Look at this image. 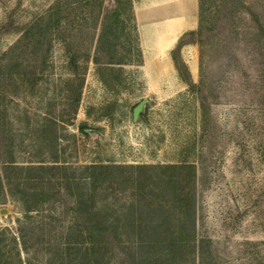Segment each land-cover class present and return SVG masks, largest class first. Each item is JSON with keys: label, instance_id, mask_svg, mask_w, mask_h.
Wrapping results in <instances>:
<instances>
[{"label": "rangeland", "instance_id": "374dc122", "mask_svg": "<svg viewBox=\"0 0 264 264\" xmlns=\"http://www.w3.org/2000/svg\"><path fill=\"white\" fill-rule=\"evenodd\" d=\"M109 1L0 0V264H151L129 225L162 220L194 222L178 264H264V0H211L197 42L199 0ZM172 17L153 53L144 23ZM150 173H195L188 216Z\"/></svg>", "mask_w": 264, "mask_h": 264}, {"label": "trees", "instance_id": "16d2710c", "mask_svg": "<svg viewBox=\"0 0 264 264\" xmlns=\"http://www.w3.org/2000/svg\"><path fill=\"white\" fill-rule=\"evenodd\" d=\"M213 1V0H212ZM211 0H199V7L201 8V13L199 17V25L189 31L193 35L192 41L197 42L201 40L204 32L206 30H213L215 23L212 21V26L205 27V19H206V7L205 4H210ZM218 6V5H217ZM103 10L105 11V16H113L116 18L119 15L120 9V1L119 0H110L109 3L104 6ZM204 13V14H203ZM205 28H207L205 30ZM172 58L174 64L179 72V74L188 82L190 85H193L190 78V73L187 71L183 59L180 57V49L179 46L173 49ZM106 82V80L103 78ZM209 112V107L202 101L201 104V114L202 117L205 118ZM84 130V127H83ZM92 166H98L101 168L104 167H119L120 165H112L113 163H109L108 165L92 163ZM99 164V165H95ZM191 163L187 161H182L179 165L169 164V163H158L157 166L162 167L164 169L179 167L180 171H190L192 168ZM132 166V165H130ZM156 165H149L148 167H152ZM123 167H128V165H123ZM158 177L153 173L149 175H144L141 177V180L144 182L148 177H155L157 180L154 182L157 183L158 179H166L164 181V188L169 192V201L175 204L177 210L179 211V216H188L190 212H192L194 208V198L191 192V187L194 185V177L195 173H158ZM141 176V175H140ZM178 189H174V188ZM174 210L173 208H170ZM171 210V212L173 211ZM142 214V213H140ZM168 216V215H167ZM166 216V217H167ZM130 230H134V228H140L137 232L138 239L137 242L140 248L146 247L147 250L150 248H155L154 253L157 254L158 257L153 258L150 255L151 264H178L179 254L182 252L185 253L184 246L185 243L191 241L195 237V226L194 222H189L187 220H182L181 222L174 223V225L169 224L167 221H156V222H148L146 225L143 224H135L134 221L130 223ZM89 237L91 240L99 239L102 234V228L95 223H91L87 225ZM143 231L147 232L146 235H143ZM166 233L168 234V238H162V235ZM153 258V259H152ZM149 264L147 259V254H140V258L138 259V264Z\"/></svg>", "mask_w": 264, "mask_h": 264}, {"label": "crops", "instance_id": "0c3cea01", "mask_svg": "<svg viewBox=\"0 0 264 264\" xmlns=\"http://www.w3.org/2000/svg\"><path fill=\"white\" fill-rule=\"evenodd\" d=\"M158 3L154 1L153 4ZM148 3H146L147 5ZM188 25L183 17H172L167 20L144 23V39L153 49V53L170 48L177 40L181 30ZM175 38V39H174Z\"/></svg>", "mask_w": 264, "mask_h": 264}, {"label": "water", "instance_id": "95a60500", "mask_svg": "<svg viewBox=\"0 0 264 264\" xmlns=\"http://www.w3.org/2000/svg\"><path fill=\"white\" fill-rule=\"evenodd\" d=\"M146 99L143 98L139 102L136 103L133 107V120L136 121L138 119L139 113L142 111L143 106L145 104ZM99 129L94 128V127H84V131L88 133H96L98 132ZM9 209L6 207H1L0 208V213H5L8 212Z\"/></svg>", "mask_w": 264, "mask_h": 264}, {"label": "bare ground", "instance_id": "6f19581e", "mask_svg": "<svg viewBox=\"0 0 264 264\" xmlns=\"http://www.w3.org/2000/svg\"><path fill=\"white\" fill-rule=\"evenodd\" d=\"M175 39V38H174Z\"/></svg>", "mask_w": 264, "mask_h": 264}]
</instances>
